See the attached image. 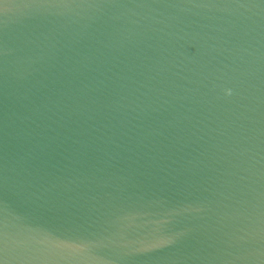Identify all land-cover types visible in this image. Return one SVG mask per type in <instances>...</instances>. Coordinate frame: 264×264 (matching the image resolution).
Instances as JSON below:
<instances>
[{
  "label": "water",
  "instance_id": "1",
  "mask_svg": "<svg viewBox=\"0 0 264 264\" xmlns=\"http://www.w3.org/2000/svg\"><path fill=\"white\" fill-rule=\"evenodd\" d=\"M0 264H264V0H0Z\"/></svg>",
  "mask_w": 264,
  "mask_h": 264
}]
</instances>
